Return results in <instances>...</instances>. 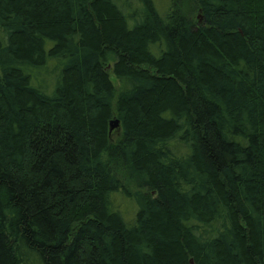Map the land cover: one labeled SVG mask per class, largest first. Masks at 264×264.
I'll return each instance as SVG.
<instances>
[{
    "label": "trees",
    "instance_id": "1",
    "mask_svg": "<svg viewBox=\"0 0 264 264\" xmlns=\"http://www.w3.org/2000/svg\"><path fill=\"white\" fill-rule=\"evenodd\" d=\"M0 264H264V0H0Z\"/></svg>",
    "mask_w": 264,
    "mask_h": 264
},
{
    "label": "rangeland",
    "instance_id": "2",
    "mask_svg": "<svg viewBox=\"0 0 264 264\" xmlns=\"http://www.w3.org/2000/svg\"><path fill=\"white\" fill-rule=\"evenodd\" d=\"M161 1V0H160ZM157 7V6H156ZM161 8V9H160ZM166 9L167 8H164V7H161L160 5L157 7V10H158V12L161 14V15H163L164 13H165V11H166ZM198 16H199V13L196 11L194 14H193V17L194 18H196V19H198ZM121 198V197H120ZM124 201H123V203L125 204L124 206H123V211L124 212H126V216H131V214H132V211L134 212V207H133V205L131 204V203H129V201L128 200H125V199H123Z\"/></svg>",
    "mask_w": 264,
    "mask_h": 264
},
{
    "label": "water",
    "instance_id": "3",
    "mask_svg": "<svg viewBox=\"0 0 264 264\" xmlns=\"http://www.w3.org/2000/svg\"><path fill=\"white\" fill-rule=\"evenodd\" d=\"M198 20H200V15L198 16ZM118 129H119L118 120H111L109 122V133H112L113 131H118Z\"/></svg>",
    "mask_w": 264,
    "mask_h": 264
}]
</instances>
